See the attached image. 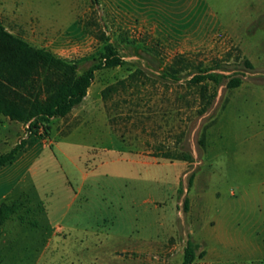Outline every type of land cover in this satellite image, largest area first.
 I'll use <instances>...</instances> for the list:
<instances>
[{"label":"rangeland","instance_id":"374dc122","mask_svg":"<svg viewBox=\"0 0 264 264\" xmlns=\"http://www.w3.org/2000/svg\"><path fill=\"white\" fill-rule=\"evenodd\" d=\"M0 23L80 74L126 62L47 133L0 114V155L28 141L0 172V264H182L189 241L194 264H264V0H0Z\"/></svg>","mask_w":264,"mask_h":264},{"label":"trees","instance_id":"16d2710c","mask_svg":"<svg viewBox=\"0 0 264 264\" xmlns=\"http://www.w3.org/2000/svg\"><path fill=\"white\" fill-rule=\"evenodd\" d=\"M97 62L80 74L77 65L69 64L49 50L34 47L0 23V114L28 124L31 136L47 133L53 119L67 117L84 102L98 70L126 65L112 47H108ZM244 64L254 69L248 60ZM222 69V65L200 69L189 83L200 86L211 82L219 86L226 79L218 73ZM180 78L174 71H166L159 76L167 83H178ZM242 83V78L232 77L228 88H239ZM36 85H39L38 90ZM114 90L115 87L107 88L103 93L104 99L107 100ZM43 93L46 98H43ZM14 95L21 97V101ZM27 146L25 139L0 155V169L11 165ZM192 182L193 177L190 185ZM196 259L197 250L189 241L182 264H194Z\"/></svg>","mask_w":264,"mask_h":264},{"label":"crops","instance_id":"0c3cea01","mask_svg":"<svg viewBox=\"0 0 264 264\" xmlns=\"http://www.w3.org/2000/svg\"><path fill=\"white\" fill-rule=\"evenodd\" d=\"M8 166H6V167H3V168H1L0 169V172L2 171V170H4L5 168H7ZM20 173H22V172H20ZM1 174V173H0ZM22 176V175H21ZM21 179V178H20ZM7 182H8V180L6 179V178H1V181H0V186H5L6 184H7Z\"/></svg>","mask_w":264,"mask_h":264},{"label":"built area","instance_id":"2783aa9c","mask_svg":"<svg viewBox=\"0 0 264 264\" xmlns=\"http://www.w3.org/2000/svg\"><path fill=\"white\" fill-rule=\"evenodd\" d=\"M28 128H29V126H28Z\"/></svg>","mask_w":264,"mask_h":264}]
</instances>
